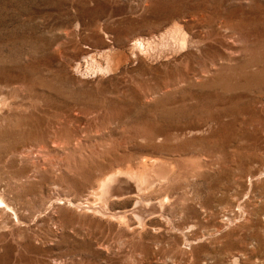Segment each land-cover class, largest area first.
<instances>
[{
  "label": "rangeland",
  "instance_id": "obj_1",
  "mask_svg": "<svg viewBox=\"0 0 264 264\" xmlns=\"http://www.w3.org/2000/svg\"><path fill=\"white\" fill-rule=\"evenodd\" d=\"M0 193V264H264V0H0Z\"/></svg>",
  "mask_w": 264,
  "mask_h": 264
},
{
  "label": "bare ground",
  "instance_id": "obj_2",
  "mask_svg": "<svg viewBox=\"0 0 264 264\" xmlns=\"http://www.w3.org/2000/svg\"><path fill=\"white\" fill-rule=\"evenodd\" d=\"M171 31V30H170ZM174 31H175V29H174ZM167 32V31H166ZM169 33H171V32H169ZM176 33V32H175ZM182 33V32H181ZM177 34V33H176ZM182 35V34H181ZM178 36H179V34H178ZM187 36V35H186ZM183 38V37H182ZM135 45H137V44H135ZM138 46V45H137ZM140 49V48H139ZM185 49V48H184ZM117 58V57H116ZM115 58V59H116ZM107 65L108 66H110V59H109V56L107 57ZM113 59L112 60V58H111V64L112 65H114V62L115 61H117L118 59ZM119 61H120V59H119ZM157 160V159H156ZM154 162V161H153ZM156 162H158V161H156ZM145 163V162H144ZM155 163V162H154ZM153 163V164H154ZM148 165H150L151 166V162H150V164H148ZM156 165H158V164H156ZM163 165V164H162ZM171 166H173V165H171ZM171 166H169V169L171 170ZM126 168V167H125ZM141 168H142V166H141ZM159 168V167H158ZM174 168V167H173ZM154 169H156L155 167H153V166H151V168H144V169H142V170H138V171H136V172H133V171H130L129 169H126V170H121V171H119V170H116L115 172H110V173H108V174H105V176H103V177H100V178H98L99 180H98V188H99V190H100V192L101 193H99V194H97L98 196L101 194V195H107L108 196V194L110 195V193H111V190L113 189L112 187H116L115 185L114 186H112L113 185V182L114 181H119V183H120V180L124 177V178H126V179H132V180H134V182H136V183H144L146 180H148V177H149V172L147 173V171L148 170H150V172L152 171H154V174H158L159 176H161L162 178H166V174H168V172H165L164 171V169L163 170H160V169H157V170H154ZM165 170H168V168L166 167V169ZM114 171V170H113ZM162 171V172H161ZM177 175V174H176ZM175 175V176H176ZM122 176V178H120V180L118 179L119 177H121ZM154 176V175H153ZM174 178V177H173ZM149 180H150V177H149ZM161 180V179H160ZM174 180V179H173ZM97 181V180H96ZM121 181H124V180H121ZM126 181V180H125ZM97 183V182H96ZM124 183V182H123ZM128 183V182H127ZM150 183V182H149ZM118 184V183H117ZM125 184H126V182H125ZM139 184H138V186H139ZM129 186H130V184H129ZM97 187H94V189L95 188H97ZM119 187V186H118ZM93 192H95V190H93ZM115 193V192H114ZM114 193H112V194H114ZM1 194V193H0ZM90 194H91V192H90ZM139 194V193H138ZM137 193H136V195H138ZM116 195V194H115ZM114 195V196H115ZM2 195H0V207H4L6 210L7 209H9V207L8 206H10V205H6V203L4 202V200L2 199V197H1ZM92 197H93V195H91ZM103 196V197H104ZM112 196V195H111ZM113 196V197H114ZM126 196V195H125ZM131 196V195H130ZM139 196V195H138ZM91 197V198H92ZM102 197V196H101ZM106 197V196H105ZM110 197V196H109ZM116 197V196H115ZM124 197V196H123ZM93 198H95V196L93 197ZM119 198V197H118ZM117 198V199H118ZM69 199V198H68ZM106 199V198H105ZM95 201H96V199H95ZM67 203H68V205H71L70 204V201H66ZM97 202V201H96ZM60 203V202H59ZM92 203H93V201H92ZM65 205H66V203H64ZM74 204V203H73ZM76 204H77V202H76ZM85 204V203H84ZM87 204V203H86ZM99 204V203H98ZM102 204V203H101ZM55 205V204H54ZM57 205V204H56ZM100 205V204H99ZM102 206V205H101ZM104 206V205H103ZM12 207V206H11ZM76 207H78V206H75L74 208H76ZM105 207H106V205H105ZM83 208V207H82ZM86 208V207H85ZM92 208H93V206H92ZM11 209V208H10ZM83 210H85L84 208H83ZM3 211V210H2ZM80 211H82V210H80ZM11 212V211H10ZM86 212V211H85ZM17 213V212H16ZM90 213V212H89ZM93 214V213H92ZM110 214V216L112 217V216H116V215H111V213H109ZM124 214V213H123ZM108 215V214H107ZM120 215V214H119ZM122 215V214H121ZM15 216V215H14ZM118 216V215H117ZM119 218V217H118ZM121 218V217H120ZM107 219V218H106ZM111 219H113V218H111Z\"/></svg>",
  "mask_w": 264,
  "mask_h": 264
}]
</instances>
